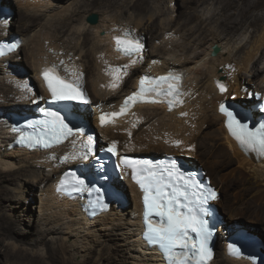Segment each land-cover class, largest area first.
<instances>
[{
  "label": "bare ground",
  "instance_id": "obj_1",
  "mask_svg": "<svg viewBox=\"0 0 264 264\" xmlns=\"http://www.w3.org/2000/svg\"><path fill=\"white\" fill-rule=\"evenodd\" d=\"M98 1L74 0L57 6L55 0H15L25 12L27 34L18 33L14 24L0 23V41L11 34L21 36L27 55L25 59L21 48L17 54L0 61V254L9 257L10 250L24 251L28 254V264H169L165 255L149 248L142 239V194L134 184L129 181L118 184L132 196L125 210L114 206L108 214L91 219L80 200L67 199L56 190L63 171L81 161L80 148L69 144L51 151L12 147L16 136L7 116L22 114L50 97L42 77L44 67L49 64L59 65L64 75L85 87L92 110L82 115L89 119L90 114L95 119L102 148L115 143L121 154L149 153L147 150L162 148L167 154L203 156L219 171L221 188L231 191L232 224L227 222L228 226L233 228L239 224L253 229L257 235L261 229L257 228L258 223L264 226V158L256 160L242 152L230 137L219 107L222 101L231 99L232 91L238 97L247 98L241 89L256 81L259 84L255 90L264 93V0H213L220 6L221 18L213 22L215 18L210 17L201 21V25L189 28L187 33L177 27L176 10L167 9L169 13L164 16L165 9L155 4L157 0H125V8L133 9V13L126 16L105 12L101 18L96 14L100 21L92 24L89 18L94 14L91 13L100 12L95 6ZM4 6L14 12L12 0H0V9ZM195 16L192 14L191 19ZM39 20L44 21L43 28H51L52 36L44 37L40 30L30 32ZM215 23L222 24L227 35L245 27L254 28L255 34L245 44L235 42L230 46L218 27L212 26ZM203 26L210 30L212 37L196 40L194 34ZM128 30H133L132 37L140 42L157 32L153 34L151 50L147 49L143 58H124L116 53L115 35ZM179 34H182L180 38ZM249 44L250 50L242 55ZM215 46L223 47L216 56L212 55ZM26 60L31 67L28 75L17 78L10 74ZM114 69L121 72L116 73ZM170 69L186 74L184 102L173 113H168L167 105H138L101 126L99 117L112 113L113 106L117 108L125 96L137 89L145 70L158 75ZM241 71H246L247 76ZM114 76L119 79L114 81ZM222 77L228 85L225 94L217 86V80ZM36 82L40 84L37 88ZM114 83L116 87H112ZM24 85L25 90H21ZM141 127L149 128L141 130ZM155 129L160 132L155 134ZM177 141L182 145L180 148H174ZM234 167L237 170L232 171ZM221 168L227 169L226 172L220 171ZM211 185L214 186L212 178ZM241 198L246 201L238 207L236 203ZM216 202L218 206L221 195ZM5 206L13 212H6ZM20 212L23 214L18 215ZM21 224L31 229L36 227L26 248L15 242L16 227ZM224 229L228 228H222V238ZM47 239L56 258L35 250ZM222 246V257L218 258L216 246V257L210 264H252L228 257L226 244Z\"/></svg>",
  "mask_w": 264,
  "mask_h": 264
},
{
  "label": "snow or ice",
  "instance_id": "obj_2",
  "mask_svg": "<svg viewBox=\"0 0 264 264\" xmlns=\"http://www.w3.org/2000/svg\"><path fill=\"white\" fill-rule=\"evenodd\" d=\"M115 42L117 50L125 56L140 54L144 49V45L128 32H125L123 36L116 37ZM15 47L16 45L12 44L9 50ZM3 54L0 52V55ZM113 71L119 73L121 69H114ZM42 77L53 102L80 101L87 103L80 87L60 77L55 66L44 69ZM113 79L115 81L119 77L114 76ZM181 80L182 74L179 73H169L167 76L159 78L147 76L141 78L139 90L124 100L118 112L102 114L99 117L101 126L112 123L115 118L127 113L138 102H166L169 110H171L175 105L182 103L180 100L183 95ZM116 86L115 83L112 85V87ZM217 86L221 93L227 90L223 83L218 82ZM220 111L228 117V128L242 146L249 150H255L256 145H259L264 151V138H259L258 134L249 133L246 129H242L245 135L238 134L234 127L238 121L233 113L223 104L220 106ZM46 115L53 117L51 122L45 123L46 125L50 124L52 137L56 141L66 139L73 134L74 129L65 122L64 118L56 113H46ZM76 131L79 132L80 130L76 129ZM26 140H30V138L21 137V143ZM175 144L178 147L179 141ZM28 146L32 147L33 145L29 143ZM49 146L47 142L44 143V147ZM85 147L87 151L80 157L84 160L88 159V154L93 151L92 136H88ZM107 151L116 155L117 145L113 143ZM121 164L132 169V178L144 193L145 241L151 246H158L169 264H207V260L211 256V250L208 247L211 233L208 231L207 222L197 217L194 206L215 200L217 198L215 191L210 188L200 190L199 184L192 175L190 173L185 175L181 172L176 161L163 165L154 164L150 160L122 158ZM165 173L167 178H165ZM177 181L183 182L178 183ZM83 184L82 180H77L68 194L84 191ZM192 189H197V191L190 196L189 193ZM201 212H203L202 208ZM152 217L159 219L154 220ZM190 233H195V240L192 239ZM177 248L181 250L178 253L174 251Z\"/></svg>",
  "mask_w": 264,
  "mask_h": 264
},
{
  "label": "rangeland",
  "instance_id": "obj_3",
  "mask_svg": "<svg viewBox=\"0 0 264 264\" xmlns=\"http://www.w3.org/2000/svg\"><path fill=\"white\" fill-rule=\"evenodd\" d=\"M55 1H56L57 6H62V5L64 6V5H68L67 1H69V3H70V2H72L74 0H55ZM170 2L171 3L173 2V4H171ZM124 4H125V0H99L98 3L95 6H96V8L100 9V12H93L91 14H98L100 16V18H101L102 14H106L105 12H109V14H119L120 13V14H125L126 16H128L129 13H133V9L132 10L131 9H126ZM155 4L159 5L162 9L163 8L165 9V13L166 14L164 16H166V17H167V14L169 13V12H167V9L169 10V9L172 8L173 10H176L177 13H174V15L177 16V18H178L177 27H179L180 30L183 33H185V32L187 33V30H189V28H191V27H196L197 25H201V21H207V19H209L210 17L215 18V19H212L213 22L216 21L217 19L221 18L220 6H219L218 3H216L213 0H209L207 2H203L201 0H157ZM12 6L14 7V17L9 23L14 24L13 25L14 29H16L18 31V33L27 34L26 32H28V31L25 29L26 21L24 20L25 12L23 11V9L19 8L17 3H15V0L14 1L12 0ZM55 9H58V7H55ZM21 13L22 14L24 13L23 16L21 15ZM192 14L196 15L194 19H191V15ZM43 24H44V21L43 20H39L37 22V24H35V26L32 28V31H30V32L33 33V32H36V31L40 30L41 32H43L42 36H44V37H46V36L49 37L50 35L52 36L53 35V31L50 30L51 28H49V27L48 28L47 27L43 28L42 27ZM207 24H210V23L208 22ZM214 25H216L218 27L217 29H219V31L223 34L222 38L225 39V41H228V43H230V46H233V44L235 42H237L238 45L245 44L248 41V39H250V37H252V35L255 34L254 28H252V27H247L246 28L245 27L244 29H242L239 32H232L229 35H227L226 31H225V27L222 26V24H220V23L216 24L215 23L212 26H214ZM198 29L199 30H196V33L194 34V37H197L196 40H201V39H203L206 36H209L210 38L212 37L210 35L211 34L210 30L208 28L206 29L205 26H203L202 29H201V27L198 28ZM153 34L157 35V32H155ZM153 34L147 36L148 51L151 50V47H152L151 45H152L153 37H154ZM181 35L182 34H179L178 38H180ZM19 37H21V36H19ZM155 41H156L157 44H160V40L155 39ZM208 45H209V43L205 44L202 49H205V47H207ZM250 46H251V44L246 46V49L242 51V55L247 53L246 51L250 50ZM218 47L220 48V51H223V47L222 46H218ZM21 52H22V56L24 55V58L26 59L27 55H26L25 48L22 47V49L20 50V53ZM213 52H214V50H213ZM213 52H212V55H213ZM260 56H261V53L258 55L257 58H259ZM22 67H24L26 70L31 72V67H30V65H29L27 60L24 61V64H23ZM241 72H242V74H244V76H247L246 74H248L246 71H241ZM220 80L225 81V79H223V77L220 78ZM256 82H257L256 84H259V81H256ZM256 84H250V85H248V88H246V89L242 88L241 89L242 90V94L248 96L249 93H246V90L256 91L255 90V88L257 86ZM37 85L39 87V85H40L39 82H36V88H37ZM232 96L238 97L235 94V91H232L231 97ZM207 112H208L207 113L208 116L211 119H213L212 113L209 112V111H207ZM93 121H94V124H95V119L94 118H93ZM141 128H142L141 130H143L144 128H149V127H141ZM153 132L155 134H157L160 131H156V129H155V131L153 130ZM210 132H211V129L207 133H210ZM139 133H141L140 130H139ZM100 137H101V135H100ZM174 146H175L174 148H180L182 145L179 142V146L178 147L176 146V144ZM144 151H146V150H144ZM147 151L149 153L145 152V153H134V154H155L156 153L157 155H162V154L165 153L162 148H155V149L147 150ZM182 153H184V152H182ZM178 156H180V155H178ZM182 156L186 157L189 160H191L196 165L202 166L204 168V170L207 172V174L209 175L208 177L212 178L214 186H216L218 188V190L220 191V193H221V202L219 203L218 207L220 208V211L222 212V215L226 218V221L229 224H232V223H230L231 219H232L231 216H230L231 215L230 211L232 210V209H230V207L232 205V203H231V195H230L231 191L227 190L228 189L227 187H226V190H224V188H221V186L223 184L221 183V178H220V175H219V171L217 169L213 168L211 166V163L207 159H205L203 156H200L199 158H197V157H189L186 154L181 155V157ZM235 168H237V167H234L231 170L232 171L237 170ZM226 170H224L222 168L220 169V171H222L224 173L226 172ZM125 192H126V195L128 197L129 202H131V199H132L131 193L129 191H125ZM32 198H33V196H32ZM245 201H246V199H242L241 198L236 203V206H238V207L243 206ZM6 203H9V201L8 202L6 201ZM4 208H5V211L8 212V213L13 212V210H9V206H5ZM19 214L21 215L23 213L20 212V213H18V215ZM258 224L259 225H258L257 228H259V226H260L261 229H259L260 231L257 230V235L260 236L264 240V226H261V223H258ZM35 225L36 226L39 225L38 224V219H37ZM35 228L36 227H34V229ZM8 229L10 230L11 228H8ZM34 229L33 228L32 229L28 228V227H26L25 225H22V224L18 225V227H16V231H15V233L17 234L16 240H15L16 244L18 243V245L23 246L25 248H26V246H30L31 238H33V236H34V235H32V233L35 231ZM6 230H7V228H6ZM251 231H253V229ZM36 233L39 235L40 230H38ZM36 233H35V235H37ZM48 240L49 239H47L45 243L41 244V246H38L39 248L35 247L36 248L35 250L38 249L41 253H43L45 255L47 254L51 258H53V257L56 258L57 256H56L55 252H53V250H52L53 246L51 245L50 241H48ZM221 241H222V238L220 237L219 241L217 242V250H218V258L219 259L222 257V254H223L222 253V250H223L222 249L223 248L222 244L224 245V242L221 244ZM44 248H46V249H44ZM43 249L45 250L46 253L44 252ZM27 257H28V254L25 253L24 251H20L19 253H17L15 250H12V251L10 250L9 257L5 256V254H3V253L0 254V262H1V264H9V263L10 264H28V258Z\"/></svg>",
  "mask_w": 264,
  "mask_h": 264
},
{
  "label": "water",
  "instance_id": "obj_4",
  "mask_svg": "<svg viewBox=\"0 0 264 264\" xmlns=\"http://www.w3.org/2000/svg\"><path fill=\"white\" fill-rule=\"evenodd\" d=\"M89 21H90L92 24H97V23H99L100 18H99L98 15L94 14L93 16H91V17L89 18ZM219 52H220V48H219L218 46H215V47H214L213 55L216 56ZM263 244H264V241H263Z\"/></svg>",
  "mask_w": 264,
  "mask_h": 264
},
{
  "label": "clouds",
  "instance_id": "obj_5",
  "mask_svg": "<svg viewBox=\"0 0 264 264\" xmlns=\"http://www.w3.org/2000/svg\"><path fill=\"white\" fill-rule=\"evenodd\" d=\"M263 241H264V240L262 239V243H263Z\"/></svg>",
  "mask_w": 264,
  "mask_h": 264
}]
</instances>
